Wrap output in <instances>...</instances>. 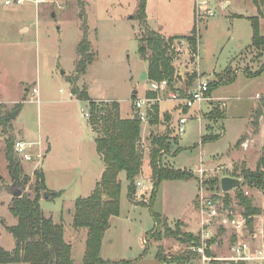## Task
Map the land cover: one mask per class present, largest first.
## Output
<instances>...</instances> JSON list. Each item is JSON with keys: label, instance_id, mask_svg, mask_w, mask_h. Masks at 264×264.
I'll return each mask as SVG.
<instances>
[{"label": "rangeland", "instance_id": "obj_1", "mask_svg": "<svg viewBox=\"0 0 264 264\" xmlns=\"http://www.w3.org/2000/svg\"><path fill=\"white\" fill-rule=\"evenodd\" d=\"M207 1L214 15L197 21L193 11L194 0H147L145 25L164 36L181 34L179 38L184 42L177 43L179 38L175 39L171 49L176 58L172 62L175 69L172 87H178L182 94L189 91L198 77L210 83L226 67L237 74L233 82L218 85L211 91L214 97L212 106H202L204 112L210 106H218L225 111L226 106V117L214 122L203 113L200 121L189 119L185 132L177 135L174 126L179 109L175 102L166 100L164 94V100L153 106L151 118L157 114L158 121H149L152 138L150 140L148 130L140 136L143 173L141 177L139 175L141 179L138 177L137 180H141L145 186L137 188L135 184L138 195L135 196L134 192L130 199L125 174L122 173L119 214L110 217V225L105 232V248L101 254L105 259H136L143 253L141 242L145 234L151 230L163 234L166 225L171 229L201 235V221L206 215L200 212L198 205L200 190L205 196L217 193L223 198L221 190L212 192L208 189L207 179H221L226 174L242 179L243 169H256L255 147L240 151L237 150L240 144L235 145L241 135L252 132L250 118L258 101L255 95H264V72L253 77L245 75V71L254 73L264 62V49L260 51L250 46L252 26L248 17L257 16L258 11L253 0ZM222 1L227 4L224 6ZM137 3L138 0H23L16 4L12 0L10 5H5L4 0H0V111H13L14 105L21 102L17 117L10 120L12 129H8L9 133L14 135V139L30 140L35 139L39 132L55 141L60 160L65 157L62 165L53 163L56 171L46 179L50 188L57 186L63 189V195L54 196L47 190V194L44 196L43 193L40 198V206L45 216H51L55 222L63 218L64 238L71 245L74 264H80L83 260L87 234L85 228L74 229L72 226L76 200L88 197L93 192L90 188L94 176H99L102 162L97 155L92 159L93 164L86 161L87 150H84V146L93 140L88 125L90 119L84 115L88 109L87 102L77 99V95L71 96L70 91L73 85L87 89L92 97L100 98L94 99L95 103L102 104L107 110L111 108L112 101H117L119 115L123 117L132 116L136 97L154 95L148 91L150 79L147 60L138 52L139 38L144 30L133 18ZM261 10L260 33L264 34V4ZM83 13L95 60L87 66L83 75L72 80L78 57L77 43L81 37L80 16ZM192 27L193 31H188ZM192 35L196 40V50L191 49ZM177 72L180 74L177 75ZM34 85L38 89L36 97L31 96ZM134 92L136 96L133 98ZM263 100L264 97L260 96L261 104H264ZM159 105L169 108L172 116L161 117ZM146 124L141 122V133ZM262 130L257 137L256 147L264 145V125ZM209 132L221 136L217 140L202 142V136ZM6 133L0 126V247L13 251L15 239L8 230L9 226L17 223L10 210L14 197L12 192L21 189L33 197L36 184L33 172L41 168L34 162H21L29 180L23 187L14 184L5 158ZM163 135L168 137L170 151L160 152L162 163L166 167L191 172L194 177L160 182L150 205L154 212L161 215L160 222L154 226L155 221L148 206L153 186L148 163L152 139ZM177 138L182 147H175ZM40 142L43 149L46 148L45 139ZM261 169L264 173L263 166ZM244 182L239 191L253 207L260 209L257 200L264 190ZM237 193L234 190L229 192L228 206L234 212L243 213L244 207L239 203ZM186 217L194 220L199 217V228L196 229L195 224L189 226L191 230L184 228L180 218ZM208 226L212 234L204 241L212 239L209 246L212 255L206 253L210 260L202 261L200 253L192 248L197 245L173 237L156 239L151 236L143 241L147 248L144 257L151 259L146 264L189 263L154 260L152 258L158 248L167 256L191 250L195 253L194 260H191L194 264H233L229 257L235 235L215 220ZM242 263L264 264V261L252 259Z\"/></svg>", "mask_w": 264, "mask_h": 264}, {"label": "trees", "instance_id": "obj_2", "mask_svg": "<svg viewBox=\"0 0 264 264\" xmlns=\"http://www.w3.org/2000/svg\"><path fill=\"white\" fill-rule=\"evenodd\" d=\"M253 2L256 5L258 15L248 17L252 26L250 46L261 51L264 49V34L260 33L259 15H262L261 7L264 4V0H253ZM146 5L147 0H138L136 11L133 14V18L138 21L144 30V34L139 38L140 44L138 46V52L147 60L149 79H167L171 88H173L175 69L172 64L174 53L171 47L173 41L179 38V36L165 37L160 31L147 28L145 25L147 18ZM80 19L81 37L77 43L78 57L75 62V76L72 80H77L83 75L87 66L95 60V53L88 35L89 27L84 13L80 16ZM192 37L191 49L196 50V40L194 35ZM148 51L149 53H147ZM262 72H264V62L254 73H247L245 71V75L253 77L260 75ZM236 77L237 74L230 72L229 67H226L220 75H217L216 80L209 83V91H213L218 85L233 82ZM71 93L77 95L78 99L85 100L88 104L91 112L89 122L92 129L97 132L95 138L96 150L105 166L93 192L88 197L78 198L76 200L72 226L74 229L85 228L87 230L85 252L80 264H131L134 260L146 254V247L143 249V253L134 260L121 259L116 261L103 258L101 255V247L105 232L110 225V217L118 215L120 210L121 181L118 177L119 174L121 172L125 174L127 196L130 199L135 192L136 180L141 174L143 161V154L140 150L142 121L133 118V116L122 118L119 115L117 101H112L110 104L111 108L108 110L105 109L104 115H99L97 110H99L101 104L97 105L95 100L88 96L86 89H79L73 85L71 87ZM135 96L136 92L133 93V98ZM21 105V102L16 103L14 110L17 109L19 111ZM263 106L264 104H261L260 101L251 113L250 124L253 133H256L259 128V118L263 112ZM155 109L157 110L158 107L156 106ZM8 112L0 111V126L3 127L4 132H7L5 138V158L12 180L18 186L23 187L29 180V176L24 173L21 161L16 156L14 150V142L16 139H14L12 133H9L12 125ZM205 117L215 122L224 117V111L218 106H214L210 111L205 113ZM149 121L151 123H157L158 115L155 114ZM214 134L209 132L207 135H203L202 142L204 140H217L221 136L219 133ZM246 136V134L242 135L238 139L236 146L241 144ZM162 150H166V152L170 151L168 137L164 135L154 137L152 139L149 158L153 186L148 206L153 202L157 187L161 181L190 179L194 177L191 172L166 167L162 163V155L160 153ZM262 166H264V158L261 156L256 165V169H243L241 176L249 185L264 190ZM33 173L36 176L35 195L31 197L23 191L21 196L13 197L10 210L17 218V223L9 226L8 230L15 239V247L13 251H6L0 247V264H74V259L71 255V245L64 238L63 218L59 222H55L51 216H45L41 209L40 198L48 190L42 170H35ZM206 183L208 184V189L212 190V192L221 190L220 179H207ZM239 188L234 191L238 192L237 197L239 203L244 207L243 214L246 216V226L251 230L255 215L259 213V209L251 205L249 199L239 191ZM49 192L54 196L60 195V192ZM221 194L223 195L225 205L228 206L230 202L229 192H222L221 190ZM213 197L219 198V195L216 193ZM150 209L155 226L160 222L161 215L154 212L151 206ZM145 236V241L151 236H154L156 239H161L165 236L178 238L187 244H201L200 235L182 232L178 228L171 229L167 225L163 234L160 231L156 232L151 230ZM211 243L212 239L205 241V252L208 255H212L209 247ZM194 255L195 253L191 250H187L185 253L167 256L163 254L160 248L155 253V257L158 260L166 263H188L194 260Z\"/></svg>", "mask_w": 264, "mask_h": 264}, {"label": "built area", "instance_id": "obj_3", "mask_svg": "<svg viewBox=\"0 0 264 264\" xmlns=\"http://www.w3.org/2000/svg\"><path fill=\"white\" fill-rule=\"evenodd\" d=\"M21 2H23V0H15L16 4ZM11 3L12 0H4L5 5H10ZM194 15L197 21H200L214 15V12L208 6L207 0H194ZM148 90L154 93V95H143L133 100V110L134 112L138 111V119L144 123H148L151 119V110L153 106L157 102L164 100L163 96L166 94V100L175 102L174 104H176L177 108L180 110L175 124L177 135H181L185 132L186 123L191 117L200 121L203 118L202 114L211 110L212 100H214L211 91H209V81L201 77L196 79L194 86L186 94H181L177 87L171 88L167 79L150 80ZM37 94L38 89L36 85H34L32 87L31 96L36 97ZM204 104L211 105L210 109L205 112L202 108ZM86 107L88 108V104ZM191 111L192 113H190ZM97 113L99 115L105 114V108L102 104L99 106ZM84 115L89 119L91 116L89 108ZM14 150L21 162H34L36 166H39L46 152V148L43 149L40 141L25 139H16L14 142ZM136 186L137 188H142L145 185L141 180H137ZM200 191L198 205L200 212L205 214L206 217L201 221V244L192 248L194 251L200 253L202 261L205 262L211 259L206 255L204 240L207 237L210 238L212 234L208 226L212 220L219 222V224H223V226L227 225L232 228L235 241L231 246L232 254L229 257L230 260L235 263L252 259L264 261V221L260 222L256 228L250 230L246 226V216L243 213L234 212L230 206L225 205L223 198H214L212 195L205 196L202 193L203 191ZM134 195L137 196L138 193L135 192ZM143 241L145 242V240Z\"/></svg>", "mask_w": 264, "mask_h": 264}, {"label": "crops", "instance_id": "obj_4", "mask_svg": "<svg viewBox=\"0 0 264 264\" xmlns=\"http://www.w3.org/2000/svg\"><path fill=\"white\" fill-rule=\"evenodd\" d=\"M222 4L225 6L226 4H227V2H225V1H222ZM193 11H194V6H193ZM188 31H193V27L190 29V30H188ZM263 34V33H262ZM182 35H185L184 33L182 34ZM166 37H170V36H181V34H178V35H175V34H168V35H165ZM183 43L184 41H183V39L182 38H179L178 40H177V43ZM173 46H174V44H173ZM178 48V47H177ZM176 59V58H175ZM175 59H173V60H175ZM180 72H182V71H180ZM178 74H180L179 72H177V75ZM176 75V76H177ZM194 84H195V82L193 83V86H194ZM192 86V87H193ZM191 87V88H192ZM178 88V87H177ZM190 88V89H191ZM179 89V88H178ZM189 89V90H190ZM86 91H87V89H86ZM149 91V90H148ZM71 92V91H70ZM87 93H88V96L89 97H91L92 99H100V98H95V97H92L90 94H89V92L87 91ZM188 93V92H187ZM72 94V93H71ZM71 96H74V97H76L75 95H71ZM256 99L258 100L257 101V104L255 105V107L258 105V103L260 102V96H263L264 97V95H262V94H258V93H256ZM77 98V97H76ZM78 99V98H77ZM85 103H86V101H85ZM86 106H87V103H86ZM160 106V116L162 117V116H172V114H173V112L169 109V108H167V107H162L161 105H159ZM174 106V105H173ZM226 106H225V111H224V117H226ZM20 111V110H19ZM175 112V111H174ZM19 113V112H18ZM119 113H120V110H119ZM133 113H134V110H133ZM133 113L131 114L132 116H133ZM179 113H180V110H179ZM178 115V114H177ZM120 116L122 117V118H125V117H123L121 114H120ZM127 117H131V116H127ZM191 118H194V117H191ZM177 120V119H176ZM250 120H251V118H250ZM163 123H165V121L163 122ZM167 123V122H166ZM206 123V122H205ZM159 124H161V120H160V123ZM158 124V125H159ZM175 124H176V122H175ZM88 125H89V128H90V130H91V132H92V134H93V140L91 141V144L90 143H85V146H84V150L86 149L87 150V156H86V161H88V162H90L91 164H93V161H92V159L94 158V156H98L100 159H101V156L98 154V152H97V150H96V143H95V138H96V136H97V132H95L93 129H92V127H91V124H90V122L88 121ZM148 125H149V122H148ZM147 124H146V126H145V129H144V132L143 133H141V135L143 136L144 134H146V131L148 130V135H149V138H150V140H151V138H152V131H150V127L152 126V125H149L148 126ZM263 125H264V110H263V112H262V114H261V116H260V118H259V128H258V130H257V132L256 133H253V132H251V133H245L247 136H246V138L243 140V142H241V144L239 145V147H237V150H240V151H243V150H247L248 151V149H250L251 147H255V149H256V154H257V156H256V158H255V163L257 162L258 163V161H259V159H260V157L262 156L263 158H264V145H262V146H258V147H256L255 145H256V141H257V137L258 136H260L261 134H262V127H263ZM222 127H223V131H224V125H222ZM174 131H175V133H176V130H175V126H174ZM242 136V135H241ZM240 136V137H241ZM42 139H45V147H46V152H45V155H44V157H43V159H42V161L40 162V164H39V167L41 168V170H42V173H43V175H44V178H45V184H46V186H47V188H48V190L49 191H55V192H60V195H63L62 193L64 192V190L63 189H60V188H58L57 186H53V188H50L48 185H47V181H46V179H47V176L49 175V174H51L52 172H55L56 171V169L53 167V163H60V165H62V163H61V161L65 158V157H63V158H61V160H60V157H59V152H57L56 153V148H55V141H53V140H50L49 139V137L48 136H42L39 132H38V135L36 136V138L35 139H30V141H42ZM88 144V145H87ZM236 146V145H235ZM175 147L177 148V147H182L180 144H179V138H177V141L175 142ZM236 148V147H235ZM246 148V149H245ZM81 154V153H80ZM242 155V154H241ZM243 155H245V154H243ZM176 156V155H175ZM175 156H173V157H175ZM238 157H240L241 159H244V158H242V156H238ZM237 157V158H238ZM245 160V159H244ZM101 162H102V167H101V170L99 171V176H97L96 177V175L94 176V178H93V182H92V185H91V190L93 191L94 189H95V187H96V183L100 180V178H101V175H102V173H103V171H104V168H105V166H104V163H103V161H102V159H101ZM233 162L231 161V164H232ZM149 164V163H148ZM142 165H143V161H142ZM202 165V164H201ZM149 166H150V164H149ZM200 166V165H199ZM192 169V168H191ZM263 169H264V166H263ZM122 173L123 172H121L120 174H119V179H120V181H121V176H122ZM142 173H143V168H142V170H141V174H140V177H141V175H142ZM150 174H151V169H150ZM149 174V178L151 179V175ZM227 175V174H226ZM229 176H232V175H229ZM139 177V179H141ZM195 180H196V178H195ZM152 181V180H151ZM196 182H197V180H196ZM198 184V183H197ZM59 195V196H60ZM196 196H197V194H196ZM196 196H195V198H196ZM195 198H194V202H195ZM258 204L261 206V208L259 209V213L258 214H256L255 215V218H254V222H253V225H252V228L254 229V228H256V226L260 223V222H263L264 221V194H262L259 198H258ZM195 210H196V208H194ZM197 211V210H196ZM181 219V221L183 222V225H184V228H187V229H189V230H191V227H189V226H191V225H194L195 224V226H196V229H198L199 228V217L196 219V220H194V218H192V217H186V219H183V218H180ZM225 228H227V229H229V230H231L232 231V228L230 227V226H225ZM86 239V238H85ZM104 240H105V235H104V237H103V240H102V247H101V254H102V251L104 250V248H105V244H104ZM144 242H143V240H142V242H141V249H144L145 247H144V244H143ZM156 253V252H155ZM155 253H154V255H153V258L152 259H154V260H156L157 258L155 257ZM144 255L141 257V258H139V259H137V260H134L131 264H146L148 261H150L151 259H148L147 258V256L146 257H144ZM161 262V261H160ZM225 262V261H224ZM163 263V262H162ZM212 263H214V262H212ZM222 263V262H221ZM242 262H238V263H235V262H233V264H241ZM188 264H194V262L193 261H190ZM214 264H220V263H214ZM245 264V263H244Z\"/></svg>", "mask_w": 264, "mask_h": 264}, {"label": "water", "instance_id": "obj_5", "mask_svg": "<svg viewBox=\"0 0 264 264\" xmlns=\"http://www.w3.org/2000/svg\"><path fill=\"white\" fill-rule=\"evenodd\" d=\"M18 110L15 109L13 111H9L8 114L9 116L14 119L17 117L18 115ZM138 116H139V113L138 111H135L134 112V115H133V118L135 119H138ZM244 181V179H240L238 177H233V176H229V175H224L221 177L220 179V187H221V190L222 192H230L231 190H235V189H238L242 182ZM15 184V182H14ZM22 190L21 189H16L13 193V196L14 197H18V196H21L22 195ZM45 194H47V191L44 192V196Z\"/></svg>", "mask_w": 264, "mask_h": 264}]
</instances>
